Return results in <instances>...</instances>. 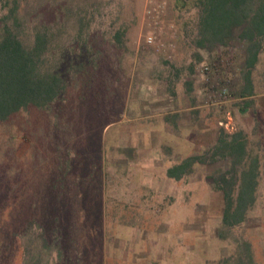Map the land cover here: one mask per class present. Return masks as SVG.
I'll return each mask as SVG.
<instances>
[{"label": "rangeland", "instance_id": "1", "mask_svg": "<svg viewBox=\"0 0 264 264\" xmlns=\"http://www.w3.org/2000/svg\"><path fill=\"white\" fill-rule=\"evenodd\" d=\"M194 5L0 0V32L28 47L45 35L47 65L68 82L55 103L0 122V264H264V47L241 96L244 43L196 46ZM224 88L231 99L210 104ZM223 131L242 132L259 161L256 202L231 227L214 181L231 158L167 176Z\"/></svg>", "mask_w": 264, "mask_h": 264}, {"label": "trees", "instance_id": "2", "mask_svg": "<svg viewBox=\"0 0 264 264\" xmlns=\"http://www.w3.org/2000/svg\"><path fill=\"white\" fill-rule=\"evenodd\" d=\"M194 1L199 12L196 46L209 50L225 46L234 38L241 40L245 45L246 81L241 96L252 95V72L260 61L264 47V0ZM11 15L18 19L16 8H12ZM46 52L45 35L37 33L34 45L28 47L20 32L8 26L0 32V122L30 106L47 107L58 101L66 91L68 82L64 72L47 65ZM248 155L242 132L230 134L223 131L215 147L203 154L186 157L168 169V176L180 179L189 174L196 164H213L217 157L231 158L230 175L220 174L214 181L223 192L225 201L222 222L227 227L235 226L245 221L256 202L259 161L253 158L248 163Z\"/></svg>", "mask_w": 264, "mask_h": 264}, {"label": "built area", "instance_id": "3", "mask_svg": "<svg viewBox=\"0 0 264 264\" xmlns=\"http://www.w3.org/2000/svg\"><path fill=\"white\" fill-rule=\"evenodd\" d=\"M146 40H147L148 43H153V36L152 35L147 36ZM202 66H203L202 67V70L204 72L205 71L208 72V73L211 72V70H212V67L211 66H209V65H207L205 63ZM230 99H231L230 94L228 93L227 89L224 88L222 90H219L218 95L217 96L215 95V99L212 100L210 104H212L214 106H217L219 108H222V107H224V105ZM227 117H228V120L225 123L223 121H221L220 124L221 125H224L225 124L226 127L229 126V125H231L233 127L231 115L230 116H227Z\"/></svg>", "mask_w": 264, "mask_h": 264}, {"label": "crops", "instance_id": "4", "mask_svg": "<svg viewBox=\"0 0 264 264\" xmlns=\"http://www.w3.org/2000/svg\"><path fill=\"white\" fill-rule=\"evenodd\" d=\"M192 108H195L194 106L192 107L190 104L187 106V109H192ZM184 109V108H183ZM183 109H180V110H178V111H181V110H183ZM167 173H168V170H167ZM168 176V175H167ZM169 178H172V177H169ZM173 179V178H172Z\"/></svg>", "mask_w": 264, "mask_h": 264}]
</instances>
